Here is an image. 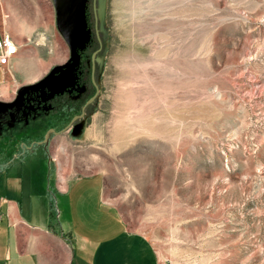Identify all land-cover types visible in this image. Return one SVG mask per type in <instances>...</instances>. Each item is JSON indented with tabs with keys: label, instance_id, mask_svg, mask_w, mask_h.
I'll use <instances>...</instances> for the list:
<instances>
[{
	"label": "rangeland",
	"instance_id": "374dc122",
	"mask_svg": "<svg viewBox=\"0 0 264 264\" xmlns=\"http://www.w3.org/2000/svg\"><path fill=\"white\" fill-rule=\"evenodd\" d=\"M80 1L77 78L0 124V165L102 174L160 264H264V0Z\"/></svg>",
	"mask_w": 264,
	"mask_h": 264
},
{
	"label": "crops",
	"instance_id": "0c3cea01",
	"mask_svg": "<svg viewBox=\"0 0 264 264\" xmlns=\"http://www.w3.org/2000/svg\"><path fill=\"white\" fill-rule=\"evenodd\" d=\"M81 2L0 0V59L6 38L16 50L0 62V124L8 134L30 98L70 85L78 34L81 51L88 40ZM22 127L18 133L30 135ZM22 146L0 165V264H160L152 243L107 199L102 174H74L78 164L52 156L47 175L23 160Z\"/></svg>",
	"mask_w": 264,
	"mask_h": 264
},
{
	"label": "built area",
	"instance_id": "2783aa9c",
	"mask_svg": "<svg viewBox=\"0 0 264 264\" xmlns=\"http://www.w3.org/2000/svg\"><path fill=\"white\" fill-rule=\"evenodd\" d=\"M4 49V54L0 59L2 64H6L8 58L11 57L16 51L13 42L9 38H6L4 41Z\"/></svg>",
	"mask_w": 264,
	"mask_h": 264
},
{
	"label": "flooded vegetation",
	"instance_id": "af4514ba",
	"mask_svg": "<svg viewBox=\"0 0 264 264\" xmlns=\"http://www.w3.org/2000/svg\"><path fill=\"white\" fill-rule=\"evenodd\" d=\"M81 56V53L79 54V57ZM78 63H79V59H78ZM78 63H77V65H78ZM77 65H76V67H75V72H74V76H73V78L71 79V83L73 84V82L76 80V78H77ZM66 87V88H65ZM65 87H63L62 89H63V92L61 91V90H59V91H61V92H53V91H49V90H47L45 93H46V95H49L50 96V98H52V100L54 101V99L57 97V96H64L66 93H68L69 92V90H67V86H65ZM57 100V99H56Z\"/></svg>",
	"mask_w": 264,
	"mask_h": 264
},
{
	"label": "trees",
	"instance_id": "16d2710c",
	"mask_svg": "<svg viewBox=\"0 0 264 264\" xmlns=\"http://www.w3.org/2000/svg\"><path fill=\"white\" fill-rule=\"evenodd\" d=\"M58 98L60 99L61 96H57L55 99H58ZM55 102H56V101H55ZM53 106H55V104L52 103V104H51V109H53Z\"/></svg>",
	"mask_w": 264,
	"mask_h": 264
}]
</instances>
